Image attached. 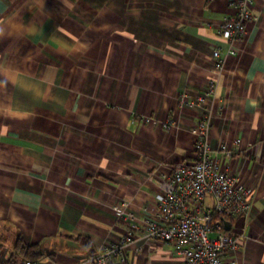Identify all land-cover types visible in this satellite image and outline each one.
<instances>
[{
	"label": "crops",
	"instance_id": "crops-1",
	"mask_svg": "<svg viewBox=\"0 0 264 264\" xmlns=\"http://www.w3.org/2000/svg\"><path fill=\"white\" fill-rule=\"evenodd\" d=\"M233 2L0 0V121L14 122L0 123V264H78L118 242L129 227L114 206L150 215L207 115L210 144L255 192L229 221L235 264H264V0L210 88ZM124 255L106 264H185L139 230Z\"/></svg>",
	"mask_w": 264,
	"mask_h": 264
},
{
	"label": "built area",
	"instance_id": "built-area-1",
	"mask_svg": "<svg viewBox=\"0 0 264 264\" xmlns=\"http://www.w3.org/2000/svg\"><path fill=\"white\" fill-rule=\"evenodd\" d=\"M254 1L234 0L235 12L220 21L218 32L229 46L226 56H222L218 48L213 51L210 88L223 70L226 57L238 53L239 43L246 34V23L253 16L251 4ZM182 102L186 99L182 98ZM211 127L210 115L201 117L195 131L194 158L173 166L170 174L159 175V189L154 196L157 206L150 215L138 220L129 210L128 202L114 206L118 219L128 225V233L118 242L102 246L83 263L106 264L117 256L124 261V252L137 230L147 241H161L172 246L185 264L236 263L240 238L225 229V222L247 215L255 192L252 185L238 182L227 169L220 155V151L229 152L227 146L212 147L209 142ZM207 197L212 201L210 206L205 205ZM9 264L57 263L21 259Z\"/></svg>",
	"mask_w": 264,
	"mask_h": 264
},
{
	"label": "snow or ice",
	"instance_id": "snow-or-ice-1",
	"mask_svg": "<svg viewBox=\"0 0 264 264\" xmlns=\"http://www.w3.org/2000/svg\"><path fill=\"white\" fill-rule=\"evenodd\" d=\"M4 24V20L3 19H0V25H3ZM0 123H5V124H8L10 126H13L14 125V122L13 121H9V120H2L0 121Z\"/></svg>",
	"mask_w": 264,
	"mask_h": 264
},
{
	"label": "water",
	"instance_id": "water-1",
	"mask_svg": "<svg viewBox=\"0 0 264 264\" xmlns=\"http://www.w3.org/2000/svg\"><path fill=\"white\" fill-rule=\"evenodd\" d=\"M230 227H231V223L229 221H226L225 222V228H226V230H229Z\"/></svg>",
	"mask_w": 264,
	"mask_h": 264
},
{
	"label": "trees",
	"instance_id": "trees-1",
	"mask_svg": "<svg viewBox=\"0 0 264 264\" xmlns=\"http://www.w3.org/2000/svg\"><path fill=\"white\" fill-rule=\"evenodd\" d=\"M23 259H28V258H23Z\"/></svg>",
	"mask_w": 264,
	"mask_h": 264
}]
</instances>
